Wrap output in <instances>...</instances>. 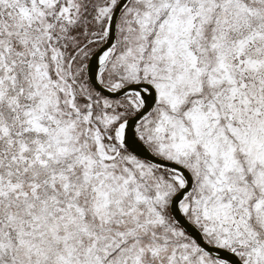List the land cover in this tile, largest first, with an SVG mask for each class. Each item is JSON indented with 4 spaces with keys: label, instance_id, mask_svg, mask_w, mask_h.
<instances>
[{
    "label": "snow or ice",
    "instance_id": "1",
    "mask_svg": "<svg viewBox=\"0 0 264 264\" xmlns=\"http://www.w3.org/2000/svg\"><path fill=\"white\" fill-rule=\"evenodd\" d=\"M0 264H264V0H0Z\"/></svg>",
    "mask_w": 264,
    "mask_h": 264
}]
</instances>
